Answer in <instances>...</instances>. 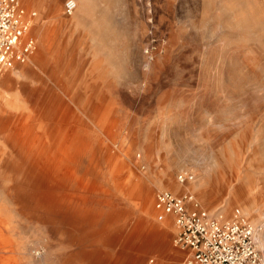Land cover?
I'll return each instance as SVG.
<instances>
[{"label": "rangeland", "instance_id": "1", "mask_svg": "<svg viewBox=\"0 0 264 264\" xmlns=\"http://www.w3.org/2000/svg\"><path fill=\"white\" fill-rule=\"evenodd\" d=\"M21 1L38 47L0 67V264H177L154 203L178 184L226 218L239 208L264 241V0H89L87 15ZM12 126L85 135L100 189L56 205L61 190L18 177Z\"/></svg>", "mask_w": 264, "mask_h": 264}, {"label": "built area", "instance_id": "2", "mask_svg": "<svg viewBox=\"0 0 264 264\" xmlns=\"http://www.w3.org/2000/svg\"><path fill=\"white\" fill-rule=\"evenodd\" d=\"M65 12L76 9L75 0H66ZM37 11H29L21 0H0V67L26 63L38 43L31 34ZM182 183L192 179L180 176ZM154 209L158 221L174 223L175 243L186 250L177 264H264L258 247L259 228L239 209L232 218L210 211L191 193L170 189L157 192Z\"/></svg>", "mask_w": 264, "mask_h": 264}, {"label": "bare ground", "instance_id": "3", "mask_svg": "<svg viewBox=\"0 0 264 264\" xmlns=\"http://www.w3.org/2000/svg\"><path fill=\"white\" fill-rule=\"evenodd\" d=\"M77 2L75 11L78 12L81 9L87 15L90 8L88 6L89 0H80L78 5ZM55 3L57 4L56 0ZM103 114V116L108 114L107 109L104 110ZM13 128L12 126V130L10 129L13 136L8 138V140L12 145L11 149H14V166L18 177H26V179H30L33 182L38 178H42L38 179L41 181V185H46V188H52L51 190L55 192L61 190L62 193H57L56 199L54 196L56 205L64 197H67L66 191L68 189L76 188L91 192H96L100 189L98 182L91 183V178L87 176L88 171L84 170L80 163L89 148L85 135L83 136L78 132L76 136L63 139L53 136H41L33 139L32 135L27 137L22 134V127L17 126L14 130ZM189 187L185 184H178L173 190L181 193ZM136 193L143 198L145 210H152L153 195L142 189H139ZM152 235V239L159 237L158 232H154ZM258 240L257 237L259 246L264 250V241Z\"/></svg>", "mask_w": 264, "mask_h": 264}]
</instances>
